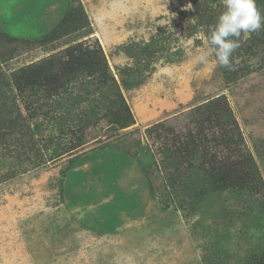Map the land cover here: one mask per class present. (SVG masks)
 Returning <instances> with one entry per match:
<instances>
[{
    "label": "rangeland",
    "instance_id": "374dc122",
    "mask_svg": "<svg viewBox=\"0 0 264 264\" xmlns=\"http://www.w3.org/2000/svg\"><path fill=\"white\" fill-rule=\"evenodd\" d=\"M69 6L86 23L52 40ZM223 10V0H0V30L19 38L0 39V264H244L264 250L263 197L215 193L179 209L164 172L147 161L162 158L148 128L183 134L198 105L223 95L264 182V28L241 34L229 68L196 59L200 34ZM95 40L132 127L84 129L79 115L103 101L93 81L51 101L16 95L15 71ZM78 137L82 147L54 159Z\"/></svg>",
    "mask_w": 264,
    "mask_h": 264
},
{
    "label": "trees",
    "instance_id": "16d2710c",
    "mask_svg": "<svg viewBox=\"0 0 264 264\" xmlns=\"http://www.w3.org/2000/svg\"><path fill=\"white\" fill-rule=\"evenodd\" d=\"M73 1L78 3V0ZM255 1L261 10L264 9V0ZM83 16L82 11L69 6L61 22L53 29L52 40L58 39L60 32L68 34L82 29L86 23ZM2 37L10 42L19 39L0 30V39L3 40ZM114 78L102 47L95 40L93 43L78 42L15 71L10 83L17 96L30 98L41 93L45 100L51 101L76 81L82 84L85 81L83 86L86 91L93 81L96 93L102 92L100 96L103 101H92L90 109L79 115L86 121L83 122L84 129L105 122L107 129L122 131L132 127L135 120ZM24 104L28 112L30 107L26 101ZM64 105L66 103L62 107ZM48 106L50 109L53 107L50 104ZM3 112L5 109L2 105L0 124H6ZM7 118L10 124V116ZM189 119L190 128L183 134L165 123H158L145 131L149 138L160 143L159 153L162 157L158 163L149 154L148 166L157 165L164 172L165 191L178 200L179 209L189 201L194 211L200 201L215 193H245L264 198L263 179L254 158L243 149L242 134L226 98L222 95L206 100L194 109ZM10 121L15 122L14 119ZM83 145L82 138L78 137L64 153L53 151L54 159ZM108 145L100 146L98 151L111 147ZM116 149L114 151L122 150ZM244 264H264V250L253 253Z\"/></svg>",
    "mask_w": 264,
    "mask_h": 264
},
{
    "label": "clouds",
    "instance_id": "9594fccd",
    "mask_svg": "<svg viewBox=\"0 0 264 264\" xmlns=\"http://www.w3.org/2000/svg\"><path fill=\"white\" fill-rule=\"evenodd\" d=\"M223 8L207 34H200L204 48L199 50L196 59L207 63L209 57H214L219 67L229 68L233 52L240 47L241 34L264 28V14L257 9L255 0H223ZM187 44L192 45L193 40L187 39Z\"/></svg>",
    "mask_w": 264,
    "mask_h": 264
}]
</instances>
